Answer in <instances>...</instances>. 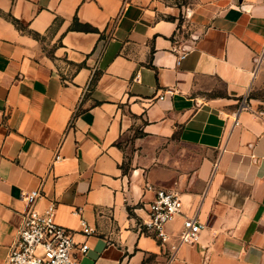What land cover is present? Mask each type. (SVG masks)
I'll use <instances>...</instances> for the list:
<instances>
[{
  "label": "crops",
  "instance_id": "1",
  "mask_svg": "<svg viewBox=\"0 0 264 264\" xmlns=\"http://www.w3.org/2000/svg\"><path fill=\"white\" fill-rule=\"evenodd\" d=\"M261 89L264 0H0V264L39 187L80 264H264ZM157 190L197 243L143 232Z\"/></svg>",
  "mask_w": 264,
  "mask_h": 264
},
{
  "label": "built area",
  "instance_id": "2",
  "mask_svg": "<svg viewBox=\"0 0 264 264\" xmlns=\"http://www.w3.org/2000/svg\"><path fill=\"white\" fill-rule=\"evenodd\" d=\"M185 57V53L180 54L178 64ZM166 93L173 94V90L168 89ZM160 99H164V96H160ZM60 160L61 156L57 154L55 162ZM41 197V187L23 194L25 210L22 224L5 264H80L75 251L86 254L89 245L77 244L73 232L56 222L57 208L54 202L49 203L45 210L39 211L37 203ZM183 208L184 203L178 193L157 190L148 205L147 217L142 222L143 232L166 244L170 240L168 225L181 217L183 224L178 235L179 242L197 243L205 225L195 216H186ZM80 212V209L76 211L78 214ZM81 226L83 235L90 236L94 233L85 220L81 221Z\"/></svg>",
  "mask_w": 264,
  "mask_h": 264
},
{
  "label": "trees",
  "instance_id": "3",
  "mask_svg": "<svg viewBox=\"0 0 264 264\" xmlns=\"http://www.w3.org/2000/svg\"><path fill=\"white\" fill-rule=\"evenodd\" d=\"M16 25H19V22L17 20H13ZM72 28L75 30H81L85 32H97L98 30L94 27H92L90 24H83L78 21V19H75Z\"/></svg>",
  "mask_w": 264,
  "mask_h": 264
},
{
  "label": "rangeland",
  "instance_id": "4",
  "mask_svg": "<svg viewBox=\"0 0 264 264\" xmlns=\"http://www.w3.org/2000/svg\"><path fill=\"white\" fill-rule=\"evenodd\" d=\"M251 97L261 102V107H264V89L258 90L251 94Z\"/></svg>",
  "mask_w": 264,
  "mask_h": 264
}]
</instances>
